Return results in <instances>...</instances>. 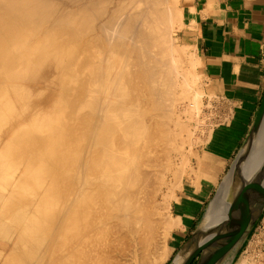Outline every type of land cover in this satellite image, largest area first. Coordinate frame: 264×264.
Listing matches in <instances>:
<instances>
[{
  "label": "bare ground",
  "instance_id": "obj_1",
  "mask_svg": "<svg viewBox=\"0 0 264 264\" xmlns=\"http://www.w3.org/2000/svg\"><path fill=\"white\" fill-rule=\"evenodd\" d=\"M184 25L179 0H0V233L21 235L14 264L166 260L211 181L199 165L213 157L214 129L193 138L204 91L199 56L186 58L175 37ZM203 141L200 155L192 147ZM252 144L237 220L264 194V125ZM235 157L171 264L227 220ZM252 246L236 264H264Z\"/></svg>",
  "mask_w": 264,
  "mask_h": 264
},
{
  "label": "crops",
  "instance_id": "obj_2",
  "mask_svg": "<svg viewBox=\"0 0 264 264\" xmlns=\"http://www.w3.org/2000/svg\"><path fill=\"white\" fill-rule=\"evenodd\" d=\"M206 3L207 0H181L185 25L179 37L195 46L200 72L206 75L204 91L208 98L213 97L211 103H221V114L227 120L215 127L213 157L203 159L199 165L211 176L209 186L204 192H197L199 203L186 223L179 225L181 236H177L165 264L184 243L188 229L197 224L205 203L245 139L264 91V0ZM256 222L250 229L253 234L259 232L261 225L260 220Z\"/></svg>",
  "mask_w": 264,
  "mask_h": 264
},
{
  "label": "water",
  "instance_id": "obj_3",
  "mask_svg": "<svg viewBox=\"0 0 264 264\" xmlns=\"http://www.w3.org/2000/svg\"><path fill=\"white\" fill-rule=\"evenodd\" d=\"M264 125V92L261 97L258 109L255 113L249 131L243 140L241 146L236 154L233 172L236 176L233 178L235 191L230 195V203L227 210V220L222 225V222L214 224L206 231L202 232L205 238L202 242L197 243L191 250H189L180 260L179 264H215L218 258L229 248L235 247L241 242L250 228L264 209V194L261 198L251 201L245 208L239 220L233 217V210L237 201L241 198L244 192L249 188V179L243 177L240 170V164L245 162L251 148L253 146L254 134L259 132ZM239 183V186H238ZM252 190L259 191V187L255 184ZM225 231V229H229ZM197 230L194 233H197ZM194 235V234H193ZM192 235V236H193ZM181 248H179L180 250ZM178 252V251H177ZM176 252V253H177ZM175 253V255H176ZM174 255V256H175ZM168 264H171L174 257Z\"/></svg>",
  "mask_w": 264,
  "mask_h": 264
},
{
  "label": "rangeland",
  "instance_id": "obj_4",
  "mask_svg": "<svg viewBox=\"0 0 264 264\" xmlns=\"http://www.w3.org/2000/svg\"><path fill=\"white\" fill-rule=\"evenodd\" d=\"M181 5V0H179V6ZM183 28V27H182ZM182 28H180V29H182ZM180 29H178L176 32H175V37L177 38V43L180 45V43L181 44H186L185 46H181V47H184L185 48V56H186V58L191 54V52H193V53H195V50L193 49V48H191V46L188 44V46H187V43L184 41V40H182L179 36H180V33H179V31H180ZM190 48V49H189ZM188 49V50H187ZM189 53V54H188ZM192 53V54H193ZM197 72L198 71H200V66H198V65H196V69H195ZM201 78H202V80H201ZM200 85L202 86L201 88L203 89V91H204V89L206 88L205 87V85H206V75H202L201 74V77H200ZM203 82V83H202ZM207 93H205V91H204V94H203V96L201 97V101H202V106H201V115H199V117H203L202 119V122H201V124H200V126H199V129L198 130H196V127H193L192 125H197V123L194 121V120H192L191 122H190V124H191V126L193 127V129H194V137L193 138H198L199 137V139H200V136H201V139H203V138H206V136L205 135H207V133H208V131H212V129H214L215 130V127L217 126V125H219V124H222L224 121H226V119L224 118L225 116H224V114H221V107H222V105L221 104H218V103H216V104H214V103H211V101L213 100V97H210V99L207 97V95H206ZM209 99V100H208ZM209 105V106H208ZM217 105V106H216ZM215 107V108H214ZM210 113V114H209ZM204 116H205V118H204ZM181 117H183V115L181 114ZM191 127V128H192ZM206 127H209V129L208 128H205ZM203 128V129H202ZM206 130H208V131H206ZM203 135V136H202ZM205 136V137H204ZM203 137V138H202ZM203 146H204V141L203 142H198V143H194L193 144V149L195 148V150L197 151V152H199V154L201 155L202 153H201V151H202V149H203ZM185 149L187 150L188 148V146L187 145H185ZM200 149V150H199ZM190 160H191V166L192 167H195L197 164H195L196 162H194V161H196V159H195V157L193 158L192 156H190ZM186 176H188L187 174H184L183 175V177H182V180H183V183H186V181L189 179V177L187 178ZM220 181V180H219ZM188 188H190L189 190L191 191V192H193V190H195V188H192L191 186L190 187H188ZM195 192V191H194ZM176 195L178 196V198H179V200H180V204H182L183 205V203L185 202V196H184V191L183 190H177V192H176ZM213 196V194L210 196V198H209V200H207V202L205 203V207H204V209L206 208V206H207V204H208V202L210 201V199H211V197ZM1 202V201H0ZM174 203H175V201H173V204H172V208L174 209ZM204 209H203V211H204ZM203 213V212H202ZM202 214H200V216H201ZM200 216H199V218H200ZM199 218H198V221H199ZM263 218H264V214L263 215H261V217L260 218H258L260 221H261V225L259 226V233H256V234H253V232H252V230H253V228L256 226V224H257V222H256V224L253 226V228H252V230H251V232H250V234H249V236L244 240V242H243V244L241 245V247H239L236 251H235V253L233 254V256H232V258H231V260L228 262V264H236L237 263V261L239 260V258L240 257H242L245 253H246V251H247V249H248V247L251 245H253L252 246V248H253V251H254V253H253V255H256V254H259L260 252V254L259 255H263L262 257L264 258V253H263V251H264V245H263V241H264V220H263ZM258 220V221H259ZM198 223V222H197ZM263 224V225H262ZM197 225V224H196ZM195 225V226H196ZM195 226H194V228H195ZM194 228L193 227H191V228H189L188 229V232H187V234H186V237H185V239H184V241L189 237V235L191 234L190 232H192L193 230H194ZM177 235H179L178 237L180 238V232H179V229H178V232L176 233ZM257 234H258V236H257ZM262 234V235H261ZM256 237H254V236ZM20 234H19V232H14V234H13V237L12 238H7V237H4V236H2V233H0V264H9L8 262H7V260L9 259V258H7L8 256V254L10 255L9 257H12V254H14L15 255V257L14 258H10V260H9V262H11V264H14L13 262H19L18 261V258H19V255H17L15 252H12V254L9 252V251H11V250H13V249H11V247H12V245L14 244V243H16L17 241H18V239L20 238ZM252 238H251V237ZM257 240H259L260 241V243L259 242H256ZM262 240V241H261ZM250 241V242H249ZM253 243H252V242ZM255 241V242H254ZM171 241H169V243H170ZM256 243V244H255ZM258 243V244H257ZM183 244V243H182ZM249 245V246H248ZM263 248H262V247ZM247 248V249H246ZM258 248H259V251H258ZM262 248V249H261ZM243 249H246L245 251L243 250ZM242 255V256H241ZM21 256V255H20ZM5 257L7 258V259H5ZM168 257V256H167ZM236 257V258H235ZM17 258V259H16ZM20 258H23L22 256L20 257ZM13 259H15L13 262L11 261V260H13ZM35 258H33V260H34ZM4 260H6V262L7 263H4L5 261ZM21 260V259H20ZM25 260H27L28 261V259H25ZM36 260V259H35ZM30 261H31V264L33 263H35V264H37V261H32V259H30ZM166 262H167V258H166V260H165ZM165 261L163 262V264H165ZM171 261V260H170ZM170 261H168V263L170 262ZM23 262H26V261H22V264H23ZM231 262V263H230ZM27 263H29V261L27 262ZM26 263V264H27ZM44 264H47L46 262H43ZM167 263V264H168ZM260 262H257V263H255V264H259ZM15 264H21V263H15ZM25 264V263H24ZM30 264V263H29ZM39 264V263H38ZM40 264H42V263H40ZM49 264V263H48ZM262 264V263H261Z\"/></svg>",
  "mask_w": 264,
  "mask_h": 264
}]
</instances>
